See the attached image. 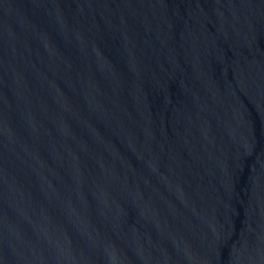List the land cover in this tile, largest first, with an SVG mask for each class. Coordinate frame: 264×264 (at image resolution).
<instances>
[{
	"label": "water",
	"instance_id": "1",
	"mask_svg": "<svg viewBox=\"0 0 264 264\" xmlns=\"http://www.w3.org/2000/svg\"><path fill=\"white\" fill-rule=\"evenodd\" d=\"M0 264H264V0H0Z\"/></svg>",
	"mask_w": 264,
	"mask_h": 264
}]
</instances>
